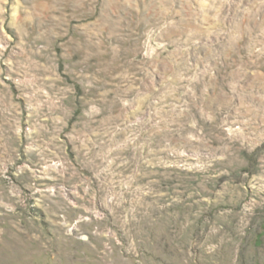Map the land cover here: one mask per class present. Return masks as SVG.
<instances>
[{"label": "rangeland", "instance_id": "1", "mask_svg": "<svg viewBox=\"0 0 264 264\" xmlns=\"http://www.w3.org/2000/svg\"><path fill=\"white\" fill-rule=\"evenodd\" d=\"M0 264H264V0H0Z\"/></svg>", "mask_w": 264, "mask_h": 264}]
</instances>
